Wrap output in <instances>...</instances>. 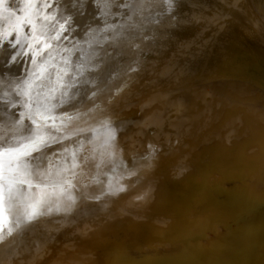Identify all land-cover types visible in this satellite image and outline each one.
<instances>
[{
  "label": "water",
  "instance_id": "1",
  "mask_svg": "<svg viewBox=\"0 0 264 264\" xmlns=\"http://www.w3.org/2000/svg\"><path fill=\"white\" fill-rule=\"evenodd\" d=\"M104 3L0 0V143L31 135L19 93L55 49L71 135L28 162L83 164L69 210L0 217V264H264V0Z\"/></svg>",
  "mask_w": 264,
  "mask_h": 264
},
{
  "label": "snow or ice",
  "instance_id": "2",
  "mask_svg": "<svg viewBox=\"0 0 264 264\" xmlns=\"http://www.w3.org/2000/svg\"><path fill=\"white\" fill-rule=\"evenodd\" d=\"M101 6L109 7L107 0ZM30 23L35 28V23L31 21ZM65 23L60 21L52 23L50 21L48 24L41 25L39 35L34 36V39L39 40L40 37H43L45 40L43 48L50 49L51 44L48 41L56 37L49 33L57 32V25L59 31L64 30ZM65 51L67 50L65 49ZM42 52L43 49L37 54L40 55ZM55 53V49L49 51L39 64L36 60L32 61L35 69L31 72L30 79L24 81V88L19 93L25 98L24 107L27 109V113H21V115H26L34 126L31 135L21 136L14 141H9L5 137L3 143H0V217H3L5 221L8 217H14L17 225H19L20 215L28 222L34 221L42 214L41 208L45 204L49 205V211L52 210V207L60 211L69 210L76 203L73 191L76 188V183L67 175L70 173L74 177L76 169L83 167V164L78 162L80 158L77 157L76 152H70V164L65 163L64 167L55 170L50 164L45 171H38L28 162V158L32 157L40 146L48 142L46 137L50 140L58 139L51 132L44 131L45 128L51 127L56 132H61L65 138L71 135L69 126L63 124V118L53 115L54 109L64 103L63 100L60 105L52 103L56 98L57 91L74 86L65 83V78L69 75V69L68 67L60 68L54 63L56 60ZM63 63L64 65H70L71 61L64 59ZM50 68L57 69L54 80H52ZM45 79L49 80V83L53 86L48 87L46 92L37 91L34 98L33 90L37 81H40V87H43L42 82ZM64 95H67V93H64ZM33 104L36 105L35 108H33ZM58 119L61 120L59 127L55 123ZM68 119L71 120L72 118L69 116ZM49 122L52 123L49 124ZM104 135L106 143L115 140L114 129L108 128ZM94 139H99V137H94ZM65 151L68 152L69 150L65 149ZM3 230V226L0 225V232ZM7 231L11 234L13 229L9 227Z\"/></svg>",
  "mask_w": 264,
  "mask_h": 264
}]
</instances>
